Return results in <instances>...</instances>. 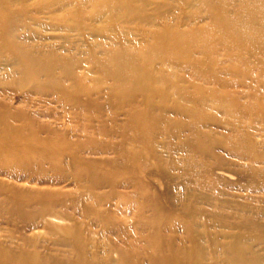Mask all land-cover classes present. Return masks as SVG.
<instances>
[{"label": "rangeland", "instance_id": "374dc122", "mask_svg": "<svg viewBox=\"0 0 264 264\" xmlns=\"http://www.w3.org/2000/svg\"><path fill=\"white\" fill-rule=\"evenodd\" d=\"M106 1L112 3L115 0H0V102L4 108L20 110L25 116H30L33 124H45L52 129L69 131V135L77 131L80 135L71 136V140L84 139V135L91 130L100 129L94 135L96 142L100 143V140L107 138L102 134L103 130L106 132L110 126L103 121L99 122L97 117L92 118L96 113L93 110L82 111L60 100L51 102L38 95L27 98L22 96L33 86H46L63 88L89 101L97 90H106L113 83H119L129 89L127 92L133 89L159 106H178L183 112L177 118L186 126V130L193 123L199 134L207 139L224 140L231 144L235 141L239 145L237 148L245 150L246 158L264 155V127L259 125L258 117H255V112L264 110V73L256 68L264 69V0H124L133 10L127 17H118L114 8V11L107 10L102 5ZM175 38L180 40L175 47H171ZM160 42L168 43L162 50L170 51V56L167 59L149 58L148 68L139 72L138 77H133L129 73V65L141 64L138 59L141 51L155 53L161 50L158 47ZM228 51L239 53L244 60L247 58L252 62L248 63L250 67L256 68L248 77L245 76L244 83L228 71L232 64L227 56ZM204 74L224 81L225 86L220 88ZM102 114V119L107 121L106 113ZM12 122L20 123L19 120ZM151 122L149 129L155 126ZM83 129L88 131L81 132ZM149 129L145 132L150 135L148 139L151 143L164 146L163 140L154 138L155 134ZM48 134L43 131L40 136ZM118 139L112 138L114 141ZM157 150L163 153V148ZM218 152L225 154L221 149ZM84 156L100 159L111 158L113 154ZM167 158L170 157L166 153L161 157L164 161ZM228 158L235 165L245 164L248 167V159L238 161L236 157ZM30 169H43L46 178L54 177V171L47 162H33L28 170L22 171L26 173ZM32 175L38 178L36 172ZM20 185L26 188H61L70 192L73 203L57 202L55 209L72 212L82 235L87 233L98 243L117 241L122 251L126 248L121 242L123 239L115 234L103 231V236L99 237L93 233L101 231L100 226L94 227V220L87 215L79 216L80 202H75L84 191L68 183V180L51 186L22 182ZM109 190L108 187L96 189L101 193ZM117 190L129 192L131 188L120 187ZM242 194L248 199L254 195L264 198L263 189L256 190V187L249 184H245V192ZM2 197L0 195V199ZM115 201L120 202L121 211H127L129 215L126 217L117 212L113 218L124 220L127 224L134 223L131 217L138 210L135 198L126 195L123 198L115 197L109 204ZM35 205L34 202L25 205L19 216L0 205V239L11 238L13 244L27 246L25 241L35 238L38 250L55 257H65L63 252L69 247L56 242L66 234L58 230L48 231L44 223L35 225V222L40 221L39 218H28L23 214L33 211ZM73 222L53 220L54 224L62 227H70ZM175 224L179 225L178 220ZM193 224L198 231L204 227L211 231L221 230L211 221L200 218ZM231 232L238 231L233 229ZM256 233L245 230V248L252 247V250L260 252L262 244L257 241ZM169 234L161 232L162 236ZM137 240V248L135 252L129 253L126 263L152 264V257L146 247L150 241L155 245L157 242ZM185 244L190 246L189 242ZM202 246L209 249L207 244ZM103 256L102 252L99 253V262ZM160 256L164 258V255ZM112 257L118 259L119 256L114 253ZM195 258H208V253H203L202 257L197 254ZM202 261L207 263V260Z\"/></svg>", "mask_w": 264, "mask_h": 264}, {"label": "bare ground", "instance_id": "6f19581e", "mask_svg": "<svg viewBox=\"0 0 264 264\" xmlns=\"http://www.w3.org/2000/svg\"><path fill=\"white\" fill-rule=\"evenodd\" d=\"M102 5L107 10L116 9L112 11L118 17H127L133 12L131 5L124 0L106 1ZM179 40L173 39L170 46L175 47ZM167 44L158 43L161 50L155 53L141 51L138 55L141 64L129 65V73L138 77L139 72L148 68L149 58L167 59L171 52L162 50ZM180 55L183 56V53ZM227 56L232 61L228 71L243 83L245 76L248 77L256 68L264 73L263 68L250 67L248 63L252 62L247 58L244 60L239 53L228 51ZM204 76L214 80L220 88L226 84L213 79L210 74ZM127 90L119 83H113L109 89L97 90L93 97L89 96L92 97L89 101L58 87L33 86L27 90L29 92L23 93L24 98L38 95L51 102L60 100L68 103L71 108H81L86 112L93 110L96 113L92 118L97 117L99 122L110 126L106 132L103 130L102 134L107 138L100 143L94 137L100 129L91 130L84 135V139L71 140V136L80 134L74 130L69 135V131L33 124L30 116L26 117L20 110L10 111L0 102V177H3L0 178V195H3L0 205L19 216L25 205L34 202L36 208L23 214L28 218H39L35 225L44 223L48 231L58 230L66 234L56 243L69 247L63 252L65 257H55L38 250L35 238L27 239V246L13 244L11 238L0 239V264H127L129 253L137 248V239L157 242L155 245L150 241L146 247L152 264H264V204H256L264 203V198L254 195L248 199L242 194L245 184L264 190V155L246 158L245 150L237 148L239 145L235 141L231 144L224 140L207 139L199 134L193 123L186 130L177 118L183 112L178 106H159L135 90ZM103 112L107 121L102 119ZM255 113L259 125L264 127V110ZM120 116L122 118L119 119ZM14 120L20 123L12 124ZM150 122L155 124L151 129ZM148 129L155 134L154 138L163 140L164 146L151 143L148 139L150 135L145 132ZM43 131L49 134L40 136ZM84 131L88 130L81 132ZM53 134L56 136H50ZM114 137L119 139L114 141ZM157 148H163V153ZM219 149L225 154H220ZM108 153H112L113 157L93 159L84 156ZM164 153L170 157L167 161L161 159ZM228 156L236 157L238 161L248 159V167L245 164L235 165ZM33 162L49 163L54 177L46 178L43 169H30L24 173L22 170H28ZM34 172L38 178H34ZM233 176L235 180V177L231 178ZM65 180L84 191L75 200L80 202L78 215H87L94 220V227L100 226L101 231H93L99 237L104 231L123 239L121 242L126 247L123 251L117 241L98 243L87 233L82 235L72 212L55 209L57 202L73 203L70 192L61 188H26L20 185L22 182L51 186ZM103 187H108L109 192L96 191ZM120 187L131 190H117ZM111 195L114 198L125 195L135 198L138 210L131 217L134 223L127 224L124 220L113 218L117 212L126 217L129 214L121 211L120 202L109 204L114 199L110 198ZM199 218L211 221L221 230L211 231L208 227L196 230L193 223ZM60 219L74 222L70 227L53 223V220ZM176 220L179 222L177 226ZM233 229L238 232L232 233ZM245 230L257 232L256 239L262 244L260 252L252 250V247L245 248ZM162 231L171 234L162 236ZM131 233L132 236H129ZM186 242L190 246H185ZM204 244L209 245V249H205ZM101 252L104 256L99 262ZM114 253L118 254V259H113ZM203 253H208V258L202 259L207 263L195 258L197 254L202 257Z\"/></svg>", "mask_w": 264, "mask_h": 264}]
</instances>
